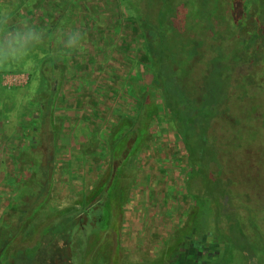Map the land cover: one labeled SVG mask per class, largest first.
Instances as JSON below:
<instances>
[{
  "label": "trees",
  "instance_id": "obj_1",
  "mask_svg": "<svg viewBox=\"0 0 264 264\" xmlns=\"http://www.w3.org/2000/svg\"><path fill=\"white\" fill-rule=\"evenodd\" d=\"M33 1L35 4L27 7L28 0H20L11 11L10 27L22 19L23 12L33 11L42 2ZM257 4L259 0H43L44 9L39 14L42 26L31 25L42 30L46 39L30 51L44 53L37 65L41 93L20 115L18 152L10 156L15 174L6 178L12 194L0 218L1 264H74V252L83 246L79 238L89 240L91 233L98 239L109 226L111 211L122 216L131 188L126 174L128 161L147 148L160 112L167 127L180 138L191 173L204 181L207 194L197 198L202 209L208 211L212 203L221 209V200L227 204L230 190L224 176L232 173L228 164L232 134L226 117L230 112V73L233 65H243L240 47L245 41V16L260 15ZM109 7L121 11L118 25L125 22L133 26L131 33L143 44V64L148 72L143 80L125 77V91L108 90L113 95L109 98L112 106L118 108L106 141L112 162L106 175L72 206L48 214L63 132L62 119L55 114L69 64L79 57L72 64L74 69L80 72L83 66L87 71L82 73H99L101 67L89 61L90 52L91 58L95 53V62L105 66H117L120 61L128 67L131 64L128 56L122 60L113 55L110 59V53L118 52L121 44L113 52L104 44L101 48L98 45L104 39L96 19L104 12L108 20ZM257 16L252 24L254 31L262 28ZM77 29L85 34L83 52L66 50L59 40L61 33ZM235 87L242 88L241 84ZM151 89L160 93V100L150 96ZM219 134L224 136L220 138ZM97 144V140L88 143L89 149ZM240 147L236 149L240 151ZM41 213L44 219L36 225ZM225 217L229 221L228 235L204 233L194 226L181 231L182 238L168 250L169 264H187L186 255L191 264H264V237L259 227L231 211ZM20 233H28L30 238L38 236V244L16 250L10 260H2L1 252Z\"/></svg>",
  "mask_w": 264,
  "mask_h": 264
},
{
  "label": "rangeland",
  "instance_id": "obj_2",
  "mask_svg": "<svg viewBox=\"0 0 264 264\" xmlns=\"http://www.w3.org/2000/svg\"><path fill=\"white\" fill-rule=\"evenodd\" d=\"M0 3H3V6H8L10 10L13 11L16 6L20 4V0H0ZM34 4L35 1L28 0L27 7H30V5L33 6ZM43 7L44 6L42 0L41 4L33 11L28 12V10H26L25 12H23L21 20L26 19L30 24H39L41 27L42 25L39 14L41 13L40 10L44 9ZM109 11L111 12V15H108L110 16L108 20H106V13L104 12L99 16L98 19H96L97 26H102L100 27V29H103V33L101 34V36H103L104 39V41L98 45L101 48V46L104 44V46H108V50L110 52H113L111 50L121 44V49L118 50V52L110 53V59L113 55H115V58H121L122 60L123 58L128 56L131 59L130 67H128L129 64L126 65V62L124 61L118 62L117 64H120L117 65L118 67L116 66V64L112 66L108 64H106V66L104 64H99L95 62V53H92L93 58H91L90 52L89 61L97 67L99 65V67H101V70L97 74L95 71H93V73L90 71L91 73L88 75L74 69V62L75 60L79 59V57H76L71 62L72 64L74 63V65L72 66V64H69L68 75L61 88V94L58 95L59 101L62 98H69L65 94L63 97V92L65 91L64 89H66L65 87L68 84V79L72 78L70 80H73V78L75 77L74 81L72 82L75 88H77L76 82L81 83V85L90 80H92V82L93 80L94 82L97 81V85L100 82L99 86L105 88L107 92L106 95L108 98L105 99L106 104L110 106L113 104L109 98H112L113 95L108 93V90H120L121 88H124L125 91L126 88L123 87L125 85L123 81L125 77L133 76V79L143 80L145 74H147L148 69L144 65V47L140 38L131 33L133 32V26L130 24L127 25L125 22H119V24L121 25H118L119 18L117 16H119L121 13L119 8L109 7ZM127 26L131 28H128ZM121 39L124 40L123 43H120ZM43 54L44 53L36 50L34 51V54L33 52H30L29 55L22 61L11 62L9 64L0 66V161H5L4 165L5 168H7L5 173L9 174L12 177L15 174V171L13 170L15 165L13 164V159L10 158V156L11 152H14V154H17L18 152V147L16 148V146L18 145L17 139L19 135H21V128L19 125L21 118L20 115L26 110L25 106L27 107V103L33 98H37V96H39L41 93L40 81L37 73V65L39 59L43 57ZM15 69L21 71L18 73H11V71ZM95 77H101L102 79L96 80ZM92 82L84 84L85 87L86 85L92 86V84H94ZM243 86V101H239L237 98H234V116L230 115V112L229 115L227 114L228 116L225 115L230 120V127L233 128L232 132L236 134L232 143L236 145L237 143H241L239 144L241 145V150H236L237 153L234 157L235 162L234 159H232V162L230 159L228 160L229 167H231V171L234 172L231 175L227 174L226 176H224V179L229 183L230 193L228 194L229 198L227 204L225 200L220 201V204L222 205L221 209L218 208L214 203H212L211 208L208 209V211H205L200 206L199 203L201 200L198 199L207 194L206 188L204 187V181L200 175H193L191 173V169L187 162L186 151L180 141V138L177 134H175L173 130L167 127L166 120L164 119V113L162 114V112H160L158 119H156L155 123L152 125L153 127L151 130V139L147 148L145 147L143 151H140V153L138 152L141 156L138 158V160L135 158L137 161H134L133 159L134 162L132 161L126 168V174L131 177L130 179L135 181L136 189L139 192H142L144 183L143 178L148 173V169H146L147 167L145 166H148L152 163V173L154 175H158L159 173H161V171H163V175H165V178L167 180L165 197H167V208L170 211L169 218L171 219L170 225L172 228V247L182 238V234H180L181 231L191 226L196 227L204 233L215 231V233L228 235L229 221L225 216L227 213L230 214V211L243 217L246 222L248 221V219L251 220L254 224H256V226L259 227V229L262 231V236L264 237V212L261 211V207H258L260 205V201L257 199V192L251 193V208H248V199H246V202L242 197V191L244 187L242 184L244 182V176L242 173H244V171L242 167H238L237 165L239 160H243V138L246 140L252 139L249 145L252 151H257L262 147V144L264 143V139H262L263 135L260 134V120L258 119L259 117L264 116V96H262L261 89H259L253 83H251L250 86L245 84H243ZM246 86H248V88H246ZM159 94L160 93L155 89H151L150 96L157 101L160 100L159 98H161ZM75 98H79V95H76ZM65 103L66 102H62L61 104L65 105ZM244 119L247 124L245 128L240 127L242 122H244ZM238 127L240 128L238 129ZM223 136L224 135L219 134L220 138H222ZM57 155V171H60L61 168H59V166L61 167L62 159H60V153H58ZM251 156H254L253 152ZM219 161L215 162L216 166L219 165ZM76 163L77 162H75V164ZM130 165H132L133 167H130ZM137 169L139 173L138 182L132 176L134 174V171H137ZM256 169L257 168H254L253 173H257V175H259L261 170L258 169L257 172H255ZM16 170L19 176V169L16 168ZM3 173L4 167L0 166V195H2V198L0 199V218L5 210L6 203L8 200H10L12 194L9 184L2 182V179H4ZM230 181H232L231 188ZM250 181L252 185V179ZM260 181H258L257 183H260ZM80 184L81 183L76 181L70 182V193L76 194V192H78L81 187ZM147 184L144 185L146 192L159 190L154 181L148 184V187ZM159 185V188L161 189L162 183ZM67 192L68 190L66 188L60 187L59 191L57 190L52 193L51 202L49 204L50 208L46 210L48 214L52 213L54 209H58L60 207L62 208L67 204H69V207L73 205L75 201L74 198L72 199L71 197H69V200H62ZM230 201L232 202L231 208H228V206H230ZM42 214L43 213H41L40 216L36 218L34 222L36 225L41 223V221L44 219ZM247 227H251L250 223H248ZM22 234L23 233H20L17 237H15L10 247L1 252L2 260H4V258L10 260L11 256L13 255V253H15L14 251L16 250L33 248L38 244V236H34V238L29 237L31 231L29 232V234ZM81 239L83 240V238H79V240ZM93 242L94 243H91V246H94L91 251L92 253H90L91 256H88V253H86V251H89L87 249L88 246H86V248L82 246L81 249L78 247L77 251L74 252V264H90V261H95L96 264H98L97 253H99L100 250L97 240ZM181 252H184V250ZM119 257L120 254L117 255L116 258ZM176 258H179V256H176ZM2 264H5V262Z\"/></svg>",
  "mask_w": 264,
  "mask_h": 264
},
{
  "label": "crops",
  "instance_id": "obj_3",
  "mask_svg": "<svg viewBox=\"0 0 264 264\" xmlns=\"http://www.w3.org/2000/svg\"><path fill=\"white\" fill-rule=\"evenodd\" d=\"M0 6H3V3H0ZM80 70L81 73L83 70L87 71L86 68ZM95 78L96 80L102 79L101 77ZM70 79H68L65 91L63 90V97L65 94L69 98L60 100L55 114L57 118L62 119L63 132L58 143V153H60V159H62L61 167L59 166L61 170L56 171L54 187L55 191H59L60 187L68 190L65 197L62 198L63 201L69 200V197L74 198L76 201L84 191H90L108 172L112 162L106 141L113 127L112 123L115 122L113 121L116 113L115 109L118 108L117 106H108L105 103L107 98L106 89L99 86L100 82L97 85V81L94 82L93 80L92 82L90 80L88 82L94 84L92 86L86 85V87L84 84L88 82L82 85L76 82L77 88H75L72 84L75 77L73 80ZM76 95H79V98H75ZM62 102H66L65 105H62ZM104 103L106 107H104ZM96 104L98 107H96ZM97 108L98 110H95ZM96 111L99 115H96ZM106 113L109 116H106ZM97 116L101 117L98 118ZM96 140L98 144L94 146L95 148L89 149L88 143ZM139 153L133 156L134 158L131 157L129 159L127 166L133 159L134 161L138 160L141 156ZM4 162L0 161V166L4 167V179H2V182L6 183V178L11 176L5 173L7 168H5ZM75 162L77 163L75 164ZM151 165L152 163L148 166L144 165L147 167L148 173L143 178L142 192L136 189V183L131 179V188L128 200L123 207L122 216L117 217V212L111 211L112 218L109 226L105 231L99 233L98 239L91 233L89 240L83 239V247L86 248L88 246L87 249L89 251H86L88 256H91L90 253H92L91 251L94 248L91 243L97 240L100 250L97 253L98 264L169 263L167 254L172 246V228L170 225L171 219L169 218L170 211L167 208V197H165L167 180L165 175H163V171L158 175H154L152 173L153 165ZM130 167L133 166L130 165ZM132 176L137 182L139 181L138 169L134 171ZM74 181L82 184H80L81 187L76 194H72L69 191V184ZM153 181L159 190L146 192L144 185ZM161 183L160 189L159 184ZM68 205L58 209L66 210L69 208ZM119 254L120 257L116 258ZM90 264H96V262L90 261Z\"/></svg>",
  "mask_w": 264,
  "mask_h": 264
},
{
  "label": "flooded vegetation",
  "instance_id": "obj_4",
  "mask_svg": "<svg viewBox=\"0 0 264 264\" xmlns=\"http://www.w3.org/2000/svg\"><path fill=\"white\" fill-rule=\"evenodd\" d=\"M257 6L261 7L260 11H262L260 15H256L260 20V25L262 28H260V31L252 30V24L256 20V16H253L250 13L245 16V19L247 20V25L245 26V41L244 44H242V46L240 47V49L242 50L241 55L243 65L238 67L233 65L231 68L232 71L230 73V115L232 116H234V98H237L239 101H243V84L250 86V84L253 83L259 89H261L262 96H264V0H259V4H257ZM231 57L232 61H234V58H236L234 50L232 51ZM240 84L242 88L235 87V85L239 86ZM248 86H246V88H248ZM258 119L260 120V134L263 135L262 139H264V116L259 117ZM246 125L247 124L244 119V122H242L241 126L245 128ZM239 128L240 127H238V129ZM230 129L232 132L233 128L230 127ZM231 132L230 134H232L233 139L230 137L232 139L230 141V160L232 162V159H234V157L236 156V150L239 148V144L241 143H237V145L232 143V141H234L235 135ZM250 141H252V139L246 140L243 138V160H239V162L237 163L238 167L241 166L244 171V173H242L244 176V182L242 183L244 186L242 191V197L245 199V201L246 199H248L249 204L247 205V207L251 208V193L257 192V199L260 201V205L258 207H261V211L264 212V143L262 144V147L260 149H256L257 151H252L249 147ZM252 152L254 153L253 157L251 156ZM254 168H257L255 172H257L258 169L261 170L259 175H257V173H253ZM230 172H232L231 174H233V171H231V167ZM251 179L254 185H251ZM258 181H260V183H257ZM231 185L232 181H230V188ZM186 258V263L191 264L190 262L188 263L189 257L187 255Z\"/></svg>",
  "mask_w": 264,
  "mask_h": 264
},
{
  "label": "clouds",
  "instance_id": "obj_5",
  "mask_svg": "<svg viewBox=\"0 0 264 264\" xmlns=\"http://www.w3.org/2000/svg\"><path fill=\"white\" fill-rule=\"evenodd\" d=\"M11 19L10 8L0 6V66L24 60L34 46L43 44L46 39L45 33L28 20H20L10 27ZM84 39L85 34L78 29L61 33L59 37L66 50L80 52L84 51Z\"/></svg>",
  "mask_w": 264,
  "mask_h": 264
}]
</instances>
